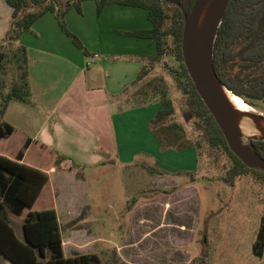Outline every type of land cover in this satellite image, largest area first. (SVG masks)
<instances>
[{
  "label": "trees",
  "instance_id": "trees-1",
  "mask_svg": "<svg viewBox=\"0 0 264 264\" xmlns=\"http://www.w3.org/2000/svg\"><path fill=\"white\" fill-rule=\"evenodd\" d=\"M83 0H5L12 8L8 28L0 40V139L9 137L14 126L2 115L11 101L32 103L26 47L19 43L25 32H31L33 24L43 15L52 13L60 29L84 54L79 37L71 32L65 21L70 9L82 12ZM98 16L108 4H121L144 8L151 26L146 29L123 32L128 36L149 39L156 46L153 55H140L141 69L131 84L121 93L132 107L158 103L160 108L149 120V129L165 147L196 149V167L190 171H177L194 180L201 170L200 158L214 149L222 151L229 166L222 177L233 185L235 180L253 173L264 181V170L249 168L229 149L225 137L195 90L183 63L181 38L183 13L171 0H93ZM189 13L194 0H173ZM174 56L177 65L165 60ZM213 63L222 83L250 105L264 103V0H230L219 25L214 43ZM154 68L160 71L151 75ZM165 73L176 84V97L171 91ZM10 79L7 82V77ZM8 89L4 91L5 86ZM179 104V107L175 106ZM180 118L192 119V128L186 130ZM31 140L27 139L14 158L0 154V252L14 264H106L98 253L65 256L56 212L53 208L29 210L22 223L23 236L17 237L10 224L8 213L20 215L33 205L48 180V174L22 161ZM258 153L264 157V141H253ZM205 147L209 152L205 151ZM62 160L61 156H57ZM105 158V161H109ZM111 161V160H110ZM151 174H169L157 164L143 163ZM202 258L199 264H205Z\"/></svg>",
  "mask_w": 264,
  "mask_h": 264
},
{
  "label": "rangeland",
  "instance_id": "rangeland-1",
  "mask_svg": "<svg viewBox=\"0 0 264 264\" xmlns=\"http://www.w3.org/2000/svg\"><path fill=\"white\" fill-rule=\"evenodd\" d=\"M165 60L171 66L177 65L174 56H167ZM159 71L154 68L151 75ZM165 76L178 100L181 94L176 91V84L166 73ZM9 79L10 75L7 82ZM7 89L8 85L4 91ZM76 100L80 102L83 98L77 94ZM250 106L264 114L262 101ZM150 107L154 114L160 108L157 103ZM174 119L183 122L186 130L192 128V119L180 118L177 114ZM131 125L127 119V132L121 137L129 138L123 143L132 151L153 149L154 154L148 159L168 172L196 167L194 148L164 147L161 143L153 147L141 139L140 125L130 130ZM121 127L124 132L123 124ZM19 143L18 138L0 139V154L13 158ZM89 143L93 146L94 142L87 141L86 148L80 150L70 147L67 152L71 155L48 151L38 155L31 149L24 161L58 169L50 174L34 208H53L54 192H59L56 199L74 194L76 205L73 212L70 210L69 218L75 214L76 221L88 225L96 234L111 232L110 247L98 245L96 248L102 262L199 264L204 258L205 264H264V235L259 240V234H264V181L253 173H246L233 185L225 183L222 177L230 163L222 151L214 149L202 155L201 170L190 181L184 174H151L137 163L120 166L112 159L111 164H102L105 152H93ZM59 144L68 146L69 143ZM204 150L209 152L207 147ZM144 155L138 152L139 158ZM57 156L63 159L59 161ZM145 164L155 166V163ZM88 165L92 167L85 168ZM9 217L21 237L22 216L9 212ZM71 227L72 224L68 228ZM68 228L66 224L62 226L63 236Z\"/></svg>",
  "mask_w": 264,
  "mask_h": 264
},
{
  "label": "crops",
  "instance_id": "crops-1",
  "mask_svg": "<svg viewBox=\"0 0 264 264\" xmlns=\"http://www.w3.org/2000/svg\"><path fill=\"white\" fill-rule=\"evenodd\" d=\"M81 9V13L74 9L67 11L65 21L68 29L83 42L87 54L75 47L60 29L52 13L41 16L33 24L31 32L21 35L19 43L27 50L32 103L11 101L2 115L3 119L14 126V131L9 137L1 139L18 138L21 143L16 147V153L24 142L30 139L22 161L46 172L47 183L50 174L57 172L58 169L53 165L42 168L26 163L25 157L31 149H35L38 155L47 151L50 154L64 155L70 154L67 152L70 147L80 150L82 147L86 148L87 141H93V146L89 143L93 152H105V158L113 159L120 166L129 163L131 166L136 163L140 166L143 163H155L159 167L157 162L148 159L154 154L153 149H145L146 152L141 149L132 151L128 144L123 143L129 138L121 137L127 132L128 119L132 124L130 130L140 125L142 140L153 147L160 144L148 125L149 120L155 115L151 104L146 107H132L121 97V93L141 69L142 61L139 56L153 55L156 52L155 44L149 39L123 33L149 28L151 23L147 11L141 7L108 4L97 16L93 0H83ZM11 12L12 8L5 0H0V40L8 28ZM95 53L98 57L92 64L86 65L87 59ZM77 94L82 96V101L77 102ZM122 124L124 132L121 129ZM59 142L69 144L66 146ZM138 152L145 155L139 158ZM110 160L104 159L101 163L111 164ZM90 167L92 166L88 165L85 168ZM193 169L195 167L191 170ZM43 189L33 205L20 214L21 237L14 229L17 237L23 236L22 223L26 213L29 210H40L34 207ZM58 194L59 192H54L53 209L59 223L64 255L97 253L98 245L110 247L112 243L110 231L99 235L88 225L76 221L75 214L74 218H69L70 210L73 212L76 205L74 194L73 197L65 198L61 194L63 198L56 199ZM8 218L10 221L9 213ZM64 224L67 228L70 224L73 226L68 228L65 236L62 233ZM66 247L69 253L66 252ZM0 264L14 263L0 252Z\"/></svg>",
  "mask_w": 264,
  "mask_h": 264
},
{
  "label": "water",
  "instance_id": "water-1",
  "mask_svg": "<svg viewBox=\"0 0 264 264\" xmlns=\"http://www.w3.org/2000/svg\"><path fill=\"white\" fill-rule=\"evenodd\" d=\"M171 2L183 13L182 58L196 92L222 131L229 149L245 166L264 170V157L253 143L264 141V114L237 107L229 97L231 90L214 68V43L230 0H194L189 13L179 2Z\"/></svg>",
  "mask_w": 264,
  "mask_h": 264
},
{
  "label": "bare ground",
  "instance_id": "bare-ground-1",
  "mask_svg": "<svg viewBox=\"0 0 264 264\" xmlns=\"http://www.w3.org/2000/svg\"><path fill=\"white\" fill-rule=\"evenodd\" d=\"M230 99L232 100V102L239 108L243 109V110H248V111H256L252 106H250L247 102H245L240 96L232 93L231 91L228 92ZM243 128L245 131H249V128L247 127V124L243 125Z\"/></svg>",
  "mask_w": 264,
  "mask_h": 264
},
{
  "label": "built area",
  "instance_id": "built-area-1",
  "mask_svg": "<svg viewBox=\"0 0 264 264\" xmlns=\"http://www.w3.org/2000/svg\"><path fill=\"white\" fill-rule=\"evenodd\" d=\"M98 57V54L97 53H95V54H93V56H91V57H89L88 59H87V61H86V65H90V64H92L94 61H95V59Z\"/></svg>",
  "mask_w": 264,
  "mask_h": 264
},
{
  "label": "flooded vegetation",
  "instance_id": "flooded-vegetation-1",
  "mask_svg": "<svg viewBox=\"0 0 264 264\" xmlns=\"http://www.w3.org/2000/svg\"><path fill=\"white\" fill-rule=\"evenodd\" d=\"M263 235H264L263 233H260V234H259V240H262Z\"/></svg>",
  "mask_w": 264,
  "mask_h": 264
}]
</instances>
